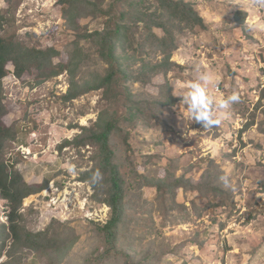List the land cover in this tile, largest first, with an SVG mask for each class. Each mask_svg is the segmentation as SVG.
Returning a JSON list of instances; mask_svg holds the SVG:
<instances>
[{"label": "rangeland", "instance_id": "1", "mask_svg": "<svg viewBox=\"0 0 264 264\" xmlns=\"http://www.w3.org/2000/svg\"><path fill=\"white\" fill-rule=\"evenodd\" d=\"M183 1L194 5L206 28H175L171 32L177 49L169 59L175 66L145 88L139 82H129L133 93L155 98L158 86L165 81L177 101L162 109L160 126L149 128L136 121L128 128L124 134H128L133 153H125L124 144H120L118 157L128 185L138 181L132 169L151 180L149 169L159 170L161 177L163 172L175 178L183 176L184 181L170 191L173 204H159L155 189L147 185L129 189L118 252H128L134 262L148 259L143 257L149 252L147 264H264V0ZM153 3L145 0L138 6L148 12L154 10ZM5 8L6 18L13 23L5 26L4 36L14 33L29 47H55L61 56L54 63L65 61L64 49L73 41L77 27L87 28L88 33L102 28V20L91 16L66 24L58 0H0V11ZM154 33L162 34L158 29ZM165 56L153 48L142 59L153 66ZM140 64L137 58L132 71ZM6 68L10 71L3 79L7 112L1 120L27 140L30 155L28 148L12 143L5 160L22 163L25 155L36 165H53V178L46 190L23 201L24 224L32 231L51 225L58 234L63 232L61 226L68 227L76 240L61 264H97L104 251L99 228L110 211L96 201L89 182L79 181V174L92 166L93 150L62 145L80 133L73 127H87L96 120L101 91L63 102L60 97L68 89L67 73L37 83L36 71L17 79L10 63ZM77 74L92 80L87 74ZM200 75L208 76L206 95L213 119L218 120L209 127L195 122L184 103ZM233 95L238 97L236 101H230ZM223 101H229L227 107H221ZM146 155H158L159 159L148 162ZM209 180L221 184V192L213 193L211 186H204ZM4 205L0 200V226L7 224ZM9 248L10 241L0 242V263L7 261ZM14 253L11 264H48L32 250ZM98 264L122 261L105 256Z\"/></svg>", "mask_w": 264, "mask_h": 264}, {"label": "trees", "instance_id": "2", "mask_svg": "<svg viewBox=\"0 0 264 264\" xmlns=\"http://www.w3.org/2000/svg\"><path fill=\"white\" fill-rule=\"evenodd\" d=\"M7 1L9 3L11 0ZM144 1L58 0L66 24H76L78 20L91 16L102 20V28L88 33L87 28L77 27L73 41L64 49L65 61L57 63H54V59L61 56V52L55 47H29L17 39L14 33L5 37L4 28L11 26L13 20L6 18L8 8L0 11V200L5 201L7 217V224L0 226V242L10 241L7 261L0 264H11L10 259H13L15 250H32L48 260V264H61L64 255L76 240L74 232L66 226H61L63 232L58 234L57 228L52 230L51 225L43 231H32L24 224V199L40 193L47 186L48 180H45L43 186L29 185L22 181L16 170L18 162L9 164L5 160L7 147L12 143L15 145L19 136L15 129L6 127L1 120L7 112L3 79L10 72L6 68L8 63L13 66V75L17 79L24 73L36 71L37 83L67 73L68 89L60 97L63 102H72L89 92L101 91L100 110L96 120L87 127H73L79 129L80 133L70 141L65 140L62 148L91 147L93 150L92 166L79 174V181L89 182L95 191L96 201L106 205L110 211L108 220L99 228L104 251L98 260L110 256L115 261L121 260L122 264H147L145 261L150 259L149 252L143 257L146 259L148 256V259L136 262L128 252H118L119 228L125 216V199L129 189L136 184L147 185L155 189V199L160 200L159 204L165 205L169 201V204H173L174 195H170V191L180 186L184 177L175 178L164 172L161 177L159 170L156 172L149 169L148 174L153 175L151 180L148 175H139L132 169V173L138 176V181L128 185V179L121 171L118 145L124 144L123 151L131 152L132 148L127 143L128 134H124L126 130L134 126L136 121H143L149 128L160 126L162 109L173 106L177 98L172 95V87L165 81L158 86L155 98H148L143 92L133 93L129 82H139L141 88H145L151 85L153 78L167 73L175 66L169 59L177 49L174 32L171 31L175 28L204 29L206 24L190 2L153 0L154 10L145 12L139 7ZM154 29L160 30L161 36L156 35ZM153 48L166 56L162 63L150 66L142 59V55H150ZM137 58H140L141 64L132 71L131 67L136 64ZM77 71L87 74L92 80L77 77ZM155 158L159 159V156L144 157L148 162ZM213 178L218 179V175ZM220 185L213 184L212 180L204 184L206 187L211 186L209 190L213 193L221 192ZM199 191L202 192V189ZM204 191L207 192V189L204 188ZM2 254L3 251L0 250V258Z\"/></svg>", "mask_w": 264, "mask_h": 264}, {"label": "clouds", "instance_id": "3", "mask_svg": "<svg viewBox=\"0 0 264 264\" xmlns=\"http://www.w3.org/2000/svg\"><path fill=\"white\" fill-rule=\"evenodd\" d=\"M201 81L203 83H201ZM207 82L208 76L200 75L197 81L191 84V92H189L184 97V103L188 105L192 118L195 120V122L202 123L203 127H209L214 123H218V120L213 119V114L210 111L211 101L210 98L206 95ZM237 99L238 97L236 95L230 97V101H236ZM228 104L229 101H223L221 103V107H227ZM27 155H30V151ZM23 156L25 157V155ZM96 175L98 177L99 173H97Z\"/></svg>", "mask_w": 264, "mask_h": 264}, {"label": "crops", "instance_id": "4", "mask_svg": "<svg viewBox=\"0 0 264 264\" xmlns=\"http://www.w3.org/2000/svg\"><path fill=\"white\" fill-rule=\"evenodd\" d=\"M16 146L24 148H29L27 140L23 139V136L20 134L18 136ZM26 149V150H28ZM28 157H24L26 161L16 165V168L25 179L26 183L29 185H37L42 182V180L50 181L53 177V165L52 166H43V165H36L33 163L34 160L29 162Z\"/></svg>", "mask_w": 264, "mask_h": 264}]
</instances>
